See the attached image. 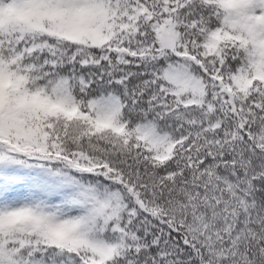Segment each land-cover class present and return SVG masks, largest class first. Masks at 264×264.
Segmentation results:
<instances>
[{
    "label": "snow or ice",
    "instance_id": "1",
    "mask_svg": "<svg viewBox=\"0 0 264 264\" xmlns=\"http://www.w3.org/2000/svg\"><path fill=\"white\" fill-rule=\"evenodd\" d=\"M0 264H264V0H0Z\"/></svg>",
    "mask_w": 264,
    "mask_h": 264
}]
</instances>
